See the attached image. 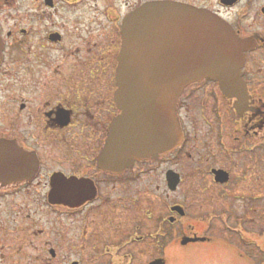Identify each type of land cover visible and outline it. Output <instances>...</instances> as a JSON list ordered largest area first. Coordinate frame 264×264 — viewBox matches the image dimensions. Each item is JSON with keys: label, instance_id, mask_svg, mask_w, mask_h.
<instances>
[{"label": "flooded vegetation", "instance_id": "obj_1", "mask_svg": "<svg viewBox=\"0 0 264 264\" xmlns=\"http://www.w3.org/2000/svg\"><path fill=\"white\" fill-rule=\"evenodd\" d=\"M257 1L0 0V264L68 263L65 217L78 232L68 248L89 249L97 264L100 250L123 249L129 208L131 243L167 256L182 223L184 248L205 246L209 262L264 264V5L263 21L250 17ZM152 2L225 20L244 42L242 90L191 83L177 105L179 148L114 172L100 159L123 114L115 102L123 23ZM161 184L171 194L185 187L184 204L167 194L161 213Z\"/></svg>", "mask_w": 264, "mask_h": 264}, {"label": "water", "instance_id": "obj_2", "mask_svg": "<svg viewBox=\"0 0 264 264\" xmlns=\"http://www.w3.org/2000/svg\"><path fill=\"white\" fill-rule=\"evenodd\" d=\"M244 50L233 28L210 10L152 2L132 12L123 23L116 72L115 102L123 114L113 122L101 165L124 172L179 148L183 90L209 78L224 92L238 94Z\"/></svg>", "mask_w": 264, "mask_h": 264}, {"label": "rangeland", "instance_id": "obj_3", "mask_svg": "<svg viewBox=\"0 0 264 264\" xmlns=\"http://www.w3.org/2000/svg\"><path fill=\"white\" fill-rule=\"evenodd\" d=\"M209 1H214V0H209ZM262 5H264V0H259L255 2V4L253 5V10H252L250 17H254L255 19H258L259 21H263L260 15V7ZM136 188H137V184H133L132 189H130L132 194H134V192L136 191ZM185 191L186 189L184 187L175 194L166 193L163 185L161 184L160 192L156 194L157 196H159L160 212L163 213L166 209V204L168 201L166 200L167 194H170L169 197L173 199V202L184 204V200L188 196V193L186 194ZM261 208H264V206ZM259 211H262V209L259 208ZM262 212H264V210ZM135 214L136 213H134V211L129 208L125 216L123 215V218L127 221V228H128L127 240L124 239L125 244L123 245V249L114 248L109 252L106 250H100L101 254L99 255V258L97 259V264H108L111 260L113 264H148L151 260L157 259V258H165L166 260L164 264H214V263L209 262L210 259H208L206 255L203 254L204 248H206L205 246L204 247L195 246V247H190V248H184V245L182 246L181 244L182 240H180L179 238L180 236L183 235L182 228L184 224L182 225V223L178 225L180 227L179 232L181 233L176 231L178 233L176 234L175 240L172 241V244L170 246L172 248H170L167 251V256L162 255V252H163L162 248L158 249V248L145 246L144 243L139 244L140 242L137 244L131 243V240L136 239L135 235L133 234L134 228H132V225L134 224L131 222ZM72 221H73L72 217L64 218V223H65L64 243H63L64 248L63 250H61V252L64 254L65 258L68 257V263H64V264H70L71 261H81L82 264L96 263L94 259L90 260L92 255L89 249H86L85 251L83 249L74 251L68 248L69 246L66 244L67 241L69 240L68 238H71L72 235H76L78 233L77 229L71 226ZM258 221L260 220L257 218V225L259 226L263 225L264 220L262 222H258ZM258 230H259V227L255 231L256 233H255V238H254L255 239L254 241L256 242L257 245L259 241L260 242L262 241L258 237L259 236V234H257ZM241 236L247 239L248 236L250 235H241ZM109 241L110 243L108 244V246L114 247V245L112 244L116 243V238L114 239L113 236H110ZM81 244L82 243H79V246H81ZM83 252L85 253V256ZM110 253L112 255H115L114 257L115 259L110 260L109 258ZM230 261L231 263L237 262L238 264H248V262L244 259L235 258L234 260L231 259Z\"/></svg>", "mask_w": 264, "mask_h": 264}]
</instances>
